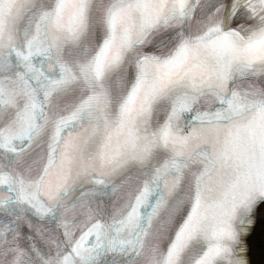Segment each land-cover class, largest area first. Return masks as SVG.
I'll return each mask as SVG.
<instances>
[{
	"label": "snow or ice",
	"instance_id": "obj_1",
	"mask_svg": "<svg viewBox=\"0 0 264 264\" xmlns=\"http://www.w3.org/2000/svg\"><path fill=\"white\" fill-rule=\"evenodd\" d=\"M0 264H264V0H0Z\"/></svg>",
	"mask_w": 264,
	"mask_h": 264
}]
</instances>
